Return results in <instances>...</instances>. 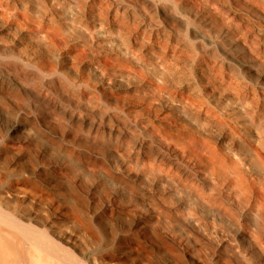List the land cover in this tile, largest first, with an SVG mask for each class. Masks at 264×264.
Wrapping results in <instances>:
<instances>
[{"label":"bare ground","instance_id":"obj_1","mask_svg":"<svg viewBox=\"0 0 264 264\" xmlns=\"http://www.w3.org/2000/svg\"><path fill=\"white\" fill-rule=\"evenodd\" d=\"M9 105L63 142L61 160L22 120L8 130L22 140L0 126V152L27 146L103 213L132 214L127 232L170 264L173 250L212 263L201 238L264 264V0H0ZM12 170H0V264H110L7 200L40 193ZM126 248L133 264L150 258Z\"/></svg>","mask_w":264,"mask_h":264},{"label":"rangeland","instance_id":"obj_2","mask_svg":"<svg viewBox=\"0 0 264 264\" xmlns=\"http://www.w3.org/2000/svg\"><path fill=\"white\" fill-rule=\"evenodd\" d=\"M20 120L28 122L30 126L36 129L32 138L34 142L36 141V144L41 147L50 144L52 148H49L48 154L53 155L57 161L61 160V155H59L58 151L63 142L39 127L38 122L35 121L36 118L21 114L18 108L12 106L11 108L3 109V111L0 110V126L4 130L5 135L15 141L22 140L28 134L8 131L13 123ZM53 144H56V146ZM5 151L3 149L0 152L3 157L0 163L1 172L7 175L8 179L14 173L12 172V167L22 168L25 175L28 178L30 177L29 180L38 187L40 192L36 195L25 193L6 198L12 204L22 209L34 211L38 218L43 221L60 227L69 235L78 237L79 247L93 251L89 256L94 258L98 256L97 258H103L110 264H113V262L116 264H133L137 253H134V255L128 253L126 246L128 243L136 244L139 241L150 255L145 264H170L168 255L164 251L156 250L153 245L139 238L136 232H127L129 228H135L137 223V219L132 214L115 211L111 216L103 213L96 203H93L84 193L75 189L68 179L44 167L27 146H22L17 150ZM7 179L0 183V196L3 197H7L5 196ZM37 182L38 184H36ZM25 191L28 192L29 189L26 188ZM69 207L74 209L75 215L68 210ZM150 230L161 245H169L163 234L155 232L152 228ZM110 240L111 244L107 245ZM201 241L207 251L209 260L211 259L212 263L210 264H215L213 260L215 257L228 259L231 264H242L236 256L231 254L228 247L219 246L213 241L202 238ZM173 252L177 255V261L172 264H182V262L183 264H195L192 259L185 257L179 251L173 250Z\"/></svg>","mask_w":264,"mask_h":264}]
</instances>
